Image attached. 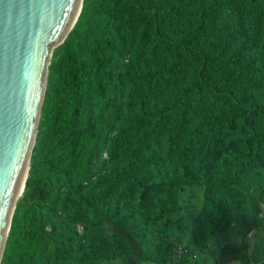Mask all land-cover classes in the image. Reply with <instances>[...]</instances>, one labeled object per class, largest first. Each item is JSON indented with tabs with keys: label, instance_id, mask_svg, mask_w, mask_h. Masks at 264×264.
<instances>
[{
	"label": "trees",
	"instance_id": "trees-1",
	"mask_svg": "<svg viewBox=\"0 0 264 264\" xmlns=\"http://www.w3.org/2000/svg\"><path fill=\"white\" fill-rule=\"evenodd\" d=\"M56 52L0 264H219L264 206V0H83Z\"/></svg>",
	"mask_w": 264,
	"mask_h": 264
},
{
	"label": "water",
	"instance_id": "water-1",
	"mask_svg": "<svg viewBox=\"0 0 264 264\" xmlns=\"http://www.w3.org/2000/svg\"><path fill=\"white\" fill-rule=\"evenodd\" d=\"M83 0H0V263L23 192L53 51Z\"/></svg>",
	"mask_w": 264,
	"mask_h": 264
},
{
	"label": "rangeland",
	"instance_id": "rangeland-1",
	"mask_svg": "<svg viewBox=\"0 0 264 264\" xmlns=\"http://www.w3.org/2000/svg\"><path fill=\"white\" fill-rule=\"evenodd\" d=\"M58 47H56L55 52L53 51L51 60H50L49 65H48L46 84H45V92H46V88H47V81L52 76H54L53 71L51 69V65L53 62L56 61V59L58 57L59 52H56ZM53 57H54V59H53ZM44 98H45V95H44ZM40 116H41V113H40ZM39 121H40V118H39ZM39 121H38L37 133H36L33 149H34L35 143L37 141V135L39 134L38 133L39 132V125H40ZM46 126H48V124ZM46 126L41 127L40 130L43 129V131L40 132L41 134L44 131L46 133V129H44ZM33 149H32V151H33ZM37 155H38V153H36V155H34V156H37ZM34 156L31 154V157H34ZM31 157H30V161H29V165H28V171H29L30 164H31ZM27 176H28V173H27ZM23 191H24V189H23ZM22 194H23V192L21 193V195L19 196L18 199L21 198ZM34 195H36V192L33 191L32 196H34ZM256 199H257V194H256V192H253L250 203H248L246 206L243 207L242 214L240 216L236 215L237 216V218H236L237 222H236V227H234V228H238V229L233 232L231 238H229V239L223 238L222 245H220L219 249L217 251H215L216 257L219 258V264H240L243 261L242 260L243 258H245V259H247V257L249 258V250L244 249L245 251L240 250L239 253H234L232 247H233V243L246 242L247 238L249 239L250 243H252L254 241L253 238L256 235V234H254V237H253V232H256V230L259 231L258 230L259 228L260 229L264 228V221L262 222V225H260V222L258 221L257 218L253 220L254 226L256 227L253 230V232H249V233L247 232L246 235H244V233H242V231H244V230H242L243 226L240 227V225H243L242 218H245L247 216H248V218H251L252 217V211H254V213H256V214H259V216L262 217V219L264 220V206L260 204V206L262 208L261 210L258 207L254 206L253 203ZM250 222H251V220H250ZM250 233H251V236L248 237L250 235ZM133 259H136V256Z\"/></svg>",
	"mask_w": 264,
	"mask_h": 264
},
{
	"label": "clouds",
	"instance_id": "clouds-1",
	"mask_svg": "<svg viewBox=\"0 0 264 264\" xmlns=\"http://www.w3.org/2000/svg\"><path fill=\"white\" fill-rule=\"evenodd\" d=\"M71 30H72V29H71ZM249 232H250V231H249ZM249 232H248V233H249ZM250 236H251V233H250V235H249L248 237H250ZM248 240H249V239L247 238V242H248Z\"/></svg>",
	"mask_w": 264,
	"mask_h": 264
}]
</instances>
